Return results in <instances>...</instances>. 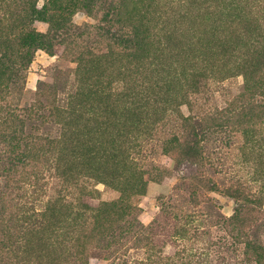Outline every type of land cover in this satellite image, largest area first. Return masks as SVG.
Returning a JSON list of instances; mask_svg holds the SVG:
<instances>
[{"label": "rangeland", "instance_id": "1", "mask_svg": "<svg viewBox=\"0 0 264 264\" xmlns=\"http://www.w3.org/2000/svg\"><path fill=\"white\" fill-rule=\"evenodd\" d=\"M0 264H264V0H0Z\"/></svg>", "mask_w": 264, "mask_h": 264}]
</instances>
